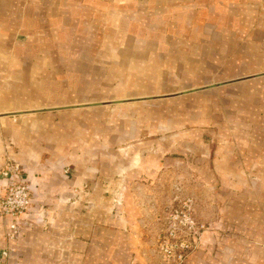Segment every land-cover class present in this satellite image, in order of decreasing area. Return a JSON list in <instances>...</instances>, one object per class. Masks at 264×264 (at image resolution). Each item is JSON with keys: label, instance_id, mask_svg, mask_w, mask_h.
Here are the masks:
<instances>
[{"label": "crops", "instance_id": "obj_1", "mask_svg": "<svg viewBox=\"0 0 264 264\" xmlns=\"http://www.w3.org/2000/svg\"><path fill=\"white\" fill-rule=\"evenodd\" d=\"M161 62L164 82L147 94L213 84L178 97L196 105L197 128L182 142H211L186 193L210 226L182 264H264V0H0V166L6 147L32 191L13 241L0 216V252L14 247L9 264H163L137 227L158 209L143 207L133 182L156 175L159 154L142 152L144 138L139 149L114 147L133 142L123 127L139 123L124 117L137 103L84 106L130 97L125 87L141 94L135 73L153 74ZM36 109L52 110L25 112ZM80 186V202L58 203ZM115 187L117 214L105 195Z\"/></svg>", "mask_w": 264, "mask_h": 264}, {"label": "rangeland", "instance_id": "obj_2", "mask_svg": "<svg viewBox=\"0 0 264 264\" xmlns=\"http://www.w3.org/2000/svg\"><path fill=\"white\" fill-rule=\"evenodd\" d=\"M158 25V24H157ZM162 26V25H161ZM131 31V30H130ZM137 31V30H134ZM157 35L159 37H162L163 30L156 31ZM139 34H145L147 35V30L145 31H139ZM125 37H132L128 35L126 32H124ZM163 63L161 62L159 66H161L155 73L148 75L144 71H140L135 73L136 75L143 76L142 79H140L141 86V94H137L134 92V94H131L132 88H124V96H130V97H124L121 99H113V100H105V101H94L88 104H85L84 106H92L93 108L99 107V106H108V112L112 111V108L121 107V105L128 104L131 102L137 103L133 108H129L125 113L124 120L130 122L134 121V124L139 125H125L124 132H128L127 134L131 137V141L133 142H122L120 144L114 145L116 149L122 148L125 149L127 147H135L138 146L144 139L148 140L145 148L142 149V152H147V149L150 150V153L152 154H159V158H156L157 166L156 169V175L154 177H148L147 175H144L141 173V175L135 179L133 182L138 183L136 186V190L134 191L137 195V199L139 202L142 203L143 207L146 209V204L149 203V205L152 208L158 209L156 217H150L146 216L144 222H138L137 227H141V230H139V236L140 238L147 242L148 246L155 251V254L159 257L161 262L163 264H172L168 260H166L157 250H158V241L156 243V239L158 238V234L160 230L166 227L163 226L164 224V216H167L169 211L179 205L181 201H189L192 213L194 215L195 220V210L194 206L192 207V204L194 205L195 199L193 198L192 194L186 195V193H190V187L192 182H197L196 174L194 171V168L192 166L196 165V157L200 152H203L204 150L208 151L210 154V149L208 148V145H205L208 143L211 145V142H206L205 144L196 143L193 140H187L185 139L184 142L181 140V135L184 132H190L188 130H195L197 127L195 125H190V120L194 119L196 116L195 111V99L190 100H184L180 101L178 97L183 94L191 93L197 90H203V89H209L210 87H213L212 85H206L194 89H187L185 91H180L177 93H169V94H161V93H152L147 94L151 92V90L148 88L152 86V84L157 83V90L160 89L158 84L160 82H164V78L162 77V67ZM158 74L161 75V77H158ZM146 75V76H144ZM151 76L153 78H151ZM132 77V73L130 71H126L123 74L125 86L129 85L133 81L130 79ZM144 80V81H142ZM164 87V86H163ZM162 87V89H163ZM178 88L179 86H173V88ZM145 92V93H143ZM137 95V96H136ZM96 96V95H94ZM170 97H177L175 100H169L168 102H158L161 100H164V98H170ZM154 101V102H153ZM151 102V103H150ZM150 104V105H149ZM83 106V105H82ZM52 109H36V110H30L25 112H47ZM24 112V111H23ZM116 115H118L120 112L116 111L114 112ZM10 115H14V113H9ZM185 118L187 119V122L185 123ZM115 119V118H114ZM129 119V120H128ZM183 120V121H182ZM182 121V123H180ZM165 125H169L164 127ZM113 128L111 126L108 127ZM122 128V127H120ZM206 129V128H204ZM207 130H204V136L205 132ZM211 131V129H210ZM208 132V131H207ZM210 133V132H209ZM140 136V139H136V137ZM186 137V136H185ZM144 138V139H143ZM172 139V140H171ZM129 147V148H130ZM4 161L3 164L0 166V169L5 166L9 162H14L18 164L22 171V165L14 160L8 149L5 147L4 151ZM208 154V153H207ZM206 154V155H207ZM208 154V156H209ZM210 161V159H208ZM204 163L208 165V168H210L211 164L210 162ZM144 163H142L141 166H143ZM205 165V166H206ZM65 171H67V167L64 168ZM191 169L192 172L189 171ZM210 171V170H209ZM22 173V172H21ZM211 172H209L208 175V181L211 182ZM154 178V179H153ZM148 181H155L156 185L153 187L152 184L147 185ZM142 183H145L146 185L143 186V188H140ZM186 184V188H183L184 184ZM122 185V184H120ZM84 186V185H83ZM75 187L70 192L69 196L66 197V199L59 198L57 199L58 203H70V204H76L80 202L83 198V196L87 193V189L84 187ZM195 191V187L193 188ZM121 191H123L121 188H113L107 192H105V195L108 196L110 199L111 205H112V212L117 214L119 213L118 210L121 211L120 206L123 202V197L121 195ZM211 189L208 193V198H211ZM207 195V194H205ZM32 196V194H31ZM148 199V200H147ZM204 203H210V200L203 199ZM148 202V203H147ZM205 210H208V207H205ZM121 214V213H120ZM160 218V216H162ZM161 219V220H160ZM46 222V220L44 221ZM197 224H203V228L200 230L202 232L203 230L207 229L210 224L207 222H201L197 220ZM161 230V231H163ZM201 235V234H200ZM196 244L191 248L193 250L195 248ZM190 250V251H191ZM189 251V252H190ZM161 255V256H160ZM162 257V258H161ZM184 262V260H183ZM182 262V263H183ZM180 263V264H182Z\"/></svg>", "mask_w": 264, "mask_h": 264}, {"label": "built area", "instance_id": "obj_3", "mask_svg": "<svg viewBox=\"0 0 264 264\" xmlns=\"http://www.w3.org/2000/svg\"><path fill=\"white\" fill-rule=\"evenodd\" d=\"M21 168L9 162L0 169V216L10 219L6 237L13 241L21 229V216L31 206V186L21 179ZM166 227L158 236L159 253L172 264H180L185 259L196 240L200 237L203 225L197 224L189 201H181L172 208L165 220ZM14 251L11 244L0 252V264H9L10 253Z\"/></svg>", "mask_w": 264, "mask_h": 264}]
</instances>
